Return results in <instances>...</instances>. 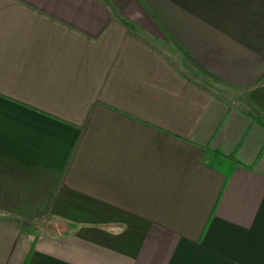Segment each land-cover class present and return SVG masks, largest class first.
<instances>
[{
  "label": "crops",
  "instance_id": "crops-1",
  "mask_svg": "<svg viewBox=\"0 0 264 264\" xmlns=\"http://www.w3.org/2000/svg\"><path fill=\"white\" fill-rule=\"evenodd\" d=\"M0 264H264V0H0Z\"/></svg>",
  "mask_w": 264,
  "mask_h": 264
},
{
  "label": "trees",
  "instance_id": "trees-1",
  "mask_svg": "<svg viewBox=\"0 0 264 264\" xmlns=\"http://www.w3.org/2000/svg\"><path fill=\"white\" fill-rule=\"evenodd\" d=\"M205 160L214 168L224 172L228 176L231 171L240 162L236 160L233 154H225L220 150L207 149Z\"/></svg>",
  "mask_w": 264,
  "mask_h": 264
},
{
  "label": "rangeland",
  "instance_id": "rangeland-1",
  "mask_svg": "<svg viewBox=\"0 0 264 264\" xmlns=\"http://www.w3.org/2000/svg\"><path fill=\"white\" fill-rule=\"evenodd\" d=\"M215 90H217V92L219 93V95L224 96V97H230L231 100H241L242 99V94L232 90V89H228L225 88L221 85H216ZM28 226L30 227L31 223H27Z\"/></svg>",
  "mask_w": 264,
  "mask_h": 264
}]
</instances>
